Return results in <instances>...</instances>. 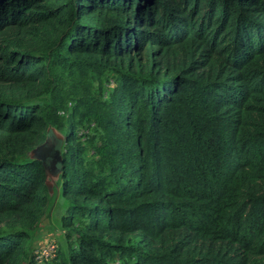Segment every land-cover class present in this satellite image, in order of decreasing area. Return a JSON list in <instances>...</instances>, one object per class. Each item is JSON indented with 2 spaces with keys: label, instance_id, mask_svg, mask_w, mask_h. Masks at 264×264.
Masks as SVG:
<instances>
[{
  "label": "trees",
  "instance_id": "1",
  "mask_svg": "<svg viewBox=\"0 0 264 264\" xmlns=\"http://www.w3.org/2000/svg\"><path fill=\"white\" fill-rule=\"evenodd\" d=\"M0 264H264V0H0Z\"/></svg>",
  "mask_w": 264,
  "mask_h": 264
},
{
  "label": "water",
  "instance_id": "2",
  "mask_svg": "<svg viewBox=\"0 0 264 264\" xmlns=\"http://www.w3.org/2000/svg\"><path fill=\"white\" fill-rule=\"evenodd\" d=\"M61 143V136L54 129H48L44 144L36 147L30 153L32 159H38L43 163L49 194H52V187L59 175Z\"/></svg>",
  "mask_w": 264,
  "mask_h": 264
},
{
  "label": "rangeland",
  "instance_id": "3",
  "mask_svg": "<svg viewBox=\"0 0 264 264\" xmlns=\"http://www.w3.org/2000/svg\"><path fill=\"white\" fill-rule=\"evenodd\" d=\"M53 187H52V190H53ZM59 190H60V193H56V191H55V195L53 198V208L55 210L54 215L57 218L49 219L48 214L46 217L43 218V223H42V226L40 228L41 234H39V238L37 241V246L39 245V247L46 246L47 243L52 240L49 238L55 237V240L58 241V243H61V241H62L61 232L59 230L60 219L58 218L57 215L59 213V217H60L65 212V209L67 207V203L65 202V200L62 197L61 187H59ZM52 193H53V191H52ZM50 195H52V194H50ZM43 251L44 250L40 251L42 255H43Z\"/></svg>",
  "mask_w": 264,
  "mask_h": 264
},
{
  "label": "built area",
  "instance_id": "4",
  "mask_svg": "<svg viewBox=\"0 0 264 264\" xmlns=\"http://www.w3.org/2000/svg\"><path fill=\"white\" fill-rule=\"evenodd\" d=\"M40 255H41V256H43V255L47 256V253H46V251L44 250V251H43V255L41 254V252H40Z\"/></svg>",
  "mask_w": 264,
  "mask_h": 264
}]
</instances>
